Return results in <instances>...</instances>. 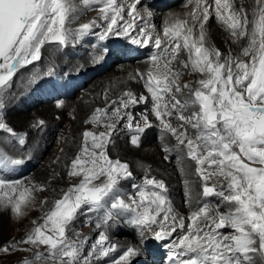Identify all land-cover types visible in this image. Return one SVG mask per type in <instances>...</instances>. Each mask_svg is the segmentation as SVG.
I'll use <instances>...</instances> for the list:
<instances>
[{
  "label": "snow or ice",
  "instance_id": "1",
  "mask_svg": "<svg viewBox=\"0 0 264 264\" xmlns=\"http://www.w3.org/2000/svg\"><path fill=\"white\" fill-rule=\"evenodd\" d=\"M82 3L84 6L102 5L100 15L108 25L101 40L109 34H117L114 26H118V18L123 20L125 12L118 0H82ZM214 3L216 18L227 25L233 35H250L248 46L242 49L250 57L249 61L235 60L231 55L221 60L223 54L219 49L204 45L203 29L211 19L210 5H202V0H196L197 7L203 8L202 17L193 15V20H202L198 39H194V29L186 26V22L166 27L164 33L170 42L175 41L172 60L177 59L183 48L188 53L192 71L205 74L207 78L198 80L195 89L189 84L181 85L180 73L169 67L171 61L165 65V72L146 75L145 88L153 102L151 112L177 140V156L179 147H186L187 157L197 164V174L204 182L203 197L217 196L222 203L232 206L221 213L219 205L213 208L204 203L191 212L188 231L178 241L182 251L170 257L173 264H255L257 254L264 260V4L254 11L255 18L250 21L247 12L230 11L229 0H214ZM139 4L140 0H133L127 9L132 20L123 29L126 33L134 28ZM75 10L69 0H0V71L3 73L0 74V86L7 85L12 79L17 65L40 60L46 42L66 46L72 34L66 22ZM95 23L82 24L76 35L83 36ZM250 24L253 26L249 32ZM140 35L145 39H133L132 42L147 44L152 39L150 32L141 30ZM161 44L157 37L156 48L160 49ZM151 59L156 63L160 56L154 55ZM183 66L187 68L188 64ZM141 78H145L144 74ZM182 87L189 89L188 97L179 95ZM125 96L127 99L113 101L109 107L114 109L112 117L126 120L127 126L132 128L136 117L126 110L147 103L149 97L141 95L137 98L131 91ZM96 111L106 113L105 109ZM147 111L141 116L144 126L136 124L138 133L152 126ZM173 118L179 121V127L172 126ZM91 119L97 121L99 117L93 115ZM116 127L113 123L108 125V132L97 134L86 130L83 133L84 147L72 160L69 172L71 176L81 177L80 182L69 187L62 198L54 202L44 223L20 242L47 246L46 253L37 252L33 259L44 256L58 260L60 264H89V256L102 258L114 251V246H106V231L99 233L88 256L81 252L86 241L68 237L71 223L85 205L87 212L103 210V224L113 220V211L129 213L132 226L144 230L157 227L156 239H166L177 228L184 229V219L177 221L172 215L163 180L143 177V184H133L137 189L135 196L120 191V180L131 178L133 173L126 162L113 160L107 154V144ZM189 127L195 132V138L188 135ZM0 130L16 135L6 122L0 121ZM130 142L138 147L139 135L132 136ZM19 144H25L23 136L19 138ZM164 151L171 149L166 147ZM23 162L9 156L0 157V189L13 193L19 190L15 199L4 192L0 203L10 205L17 214L22 213V205L29 200L34 188L20 190L21 182L6 179L4 173L13 171V166ZM221 179L226 184L217 187L216 181ZM125 195H128L127 200ZM225 228L232 231L225 234L221 231ZM9 250L6 246L0 251L7 253ZM137 254L135 248L129 247L111 264H131Z\"/></svg>",
  "mask_w": 264,
  "mask_h": 264
},
{
  "label": "bare ground",
  "instance_id": "2",
  "mask_svg": "<svg viewBox=\"0 0 264 264\" xmlns=\"http://www.w3.org/2000/svg\"><path fill=\"white\" fill-rule=\"evenodd\" d=\"M126 1L129 2V0ZM69 2L75 5L76 10L73 13H70L69 16L70 20L66 24V26L72 30V34L70 36L73 38L72 41H69L68 44H66V48H65L66 53L62 52L61 47H60L61 50H59V43L51 42V43H55L52 45L46 43L42 47L43 51L41 52L40 60L36 61L37 63L36 68L31 67V69H24V67H22L21 65H17L15 74L17 73L19 74V80L16 82V85L19 88H22V86L29 84L31 77L34 78L35 76L42 74L43 71L49 68H58L55 70L56 74H58L56 78H61V76L63 75L71 74L72 70L75 68H79L81 73L80 76L82 75L84 76L87 75L90 71L96 70L98 66L101 65L100 62L97 65H95V59L97 56L95 52L99 50L98 46L93 47L92 49H88L87 47H89V44H87L86 49L83 47L84 50L82 49L81 51H79L78 54H76V57H74L72 61H69L68 58L66 57V54H69L71 52L70 50L73 49L74 47H79L81 44L85 45V39L87 37H90L91 34H95L94 35L95 38L98 37L103 32L102 31L101 33H99L100 28H102L100 27V24L107 22L103 19V17L100 15V11L98 10L97 12L91 14L88 20L82 23H76L77 16L79 14L80 16L84 14L87 16V12L90 10L91 7L90 5L84 6L82 0H70ZM121 2L122 0H118V3ZM141 4L142 3L140 1V4L138 6L140 7ZM261 4H264V0H261L258 4H255L254 0H238L239 8L243 6L244 10L247 12L248 19L250 21L254 20L255 18L254 15L251 16V13H253V11L255 10L257 11L259 5ZM124 8H125V12L123 13L124 16L123 20H120L118 18V22L121 23L124 22L129 17L127 13V9L129 7L124 6ZM252 8H254L253 11ZM96 13L98 14L96 17V19L98 20L96 22H99L100 24L95 23V25L86 34L80 36L81 38H78L79 36L76 35V30L79 29L82 24L92 22L94 20V15H96ZM140 13H141V8H139V13H137V16ZM221 23L223 22L219 21L217 18L213 19L212 36H213L214 46L216 47V49L218 48L222 51L223 55L221 57V60H223L228 55L232 56V48L231 45H229L230 43L228 39L220 36L222 34L219 35L220 31H222L224 28L226 30L227 28V25H225L224 23L222 25ZM252 26H253L252 24L249 25V32ZM138 27L139 26L137 21L135 22L134 28L129 29V31L134 32L137 30ZM110 35L111 34H109L108 36ZM248 37L249 36H244L243 38L241 37L240 46L242 49L248 46L251 39ZM83 45H81L80 47H82ZM89 50L91 52H89ZM241 54H242L241 56H244V58L239 59V61H245V62L249 61L250 59L249 56H246L244 53ZM187 55H188L187 51L184 50V53L180 56V59L178 61L179 63L177 65L172 64V69L180 73L179 80L181 85L189 84L191 85L192 89H195L198 86L196 82L200 80L202 76H199L197 72L191 73L192 68L190 64H188L187 68L183 66L186 63L185 57ZM234 59L238 60L237 58ZM80 63L82 64L80 65ZM140 64L147 65L148 63L144 61H140ZM60 67H62V69H60ZM109 69L114 70L115 74L109 75L108 77H104L99 82L97 81L93 82L94 80L99 79V77L102 75V73L105 70H109ZM105 70H103V72L100 73L98 76L96 75L91 80H88L86 82L85 87H87V89L86 90L83 89L82 92L83 93L82 96L84 97L82 98V100L80 99L75 103H72L73 101L69 100L70 98L69 99L67 98L66 102L64 100L65 103L63 102L64 103L63 105H61L62 103H60V105H57V101H50V98L55 99L54 97L55 92H57L58 94H60V92L56 89L55 86L53 89L51 88L48 89L47 86L44 85L43 83H41L40 89H37V87L35 89L34 86V88L31 91L27 92V95L24 94L21 97L24 101L23 103L27 105V109L25 110L28 111H24V109L21 107L20 109L18 108L19 109L18 110L17 107L15 106L16 108L13 109L17 114H10L9 119L14 124L24 125L25 126L24 128H27L29 130V134L34 133V135L29 139L28 143H30V145L28 147L24 145L25 146L24 148H26V151L24 150L25 159H27L25 166L27 168L22 172V174L23 175L27 173L32 174L31 180L33 182L39 180L38 182L40 184L42 180L47 178V175H49L48 172L50 167H46V163L48 162H52L53 163L52 165H54L53 168L56 167L55 169H57V171H60L69 162L68 166L71 169L72 160L75 159V157L78 154H80L81 149L84 147L85 141H84L83 133L86 130L93 131L94 133L97 134L100 132H108L109 131L108 125L114 123L117 125V127L116 130L111 135V141L107 144L108 156L113 160L120 159L122 162H126L128 157H130V166L133 167L134 169L138 168L131 178L120 180L119 183L120 191L126 194L132 193V196H135L136 191H134V187L132 184L134 182H140L143 177L152 175L155 171H158L159 172L158 176L166 175V180L168 183V189L166 195L173 205V206L170 205L171 208L173 209L172 214L177 210L178 212L179 211L186 212V215L190 214L192 210L196 207V205L198 206L199 202L201 203L200 199L202 198V201H204L206 198L204 199L202 194L198 195L200 189L198 186L199 184H201V178L197 174L196 163L195 166L192 168L193 161L191 162V160L187 157L186 147L183 146L179 147L178 149L179 157H177L176 154L177 140L167 130H165L164 127L162 129L160 128L161 130L159 131V129L157 128V126L155 127V125L154 127L152 126V128H148L147 132L145 133V136H142L140 138V143L138 147L132 145L130 142L131 137L135 135L134 131L136 128V124L139 123L141 126H143L144 124L143 120L141 119V116L142 114L145 113L146 109L148 110L147 115L149 122L159 121L155 118L154 114L151 112L152 107L150 105L153 102L151 100L150 94L146 91L145 88L146 77L144 79L145 82H143L140 85L134 83L132 80H126L125 78H123V75L119 74L121 72V69L116 67L115 62L112 63L109 67H107ZM64 71L66 72L65 74ZM142 73L143 71H141L139 74ZM203 78H207V77L205 76ZM53 79L55 78L50 79V81H53ZM63 79L64 78H62V80ZM31 88L32 87H30V89ZM39 90H42V93H40ZM128 91L133 92L137 98H139L141 95H145L149 97L147 103H139L135 106H130L126 110V111H130L132 115L136 117V119L133 121L132 128H129L127 126L126 120H121L117 117H112V112L114 111V109L112 107H109V105H111L113 101H120L122 99H127L125 93ZM76 93H78V91L75 92V94ZM179 95L182 97H188L190 95L189 89L182 87L181 93ZM42 96L48 98V101H46V103H44ZM62 97L63 95H59V98ZM71 103L74 106L73 108L74 116L72 118H67L66 115L68 113V108H70L69 106L71 105ZM95 105L98 106V109H105L106 113L94 111ZM117 106L119 105L117 104ZM139 106H141V108H139ZM144 106L146 107L144 108ZM20 110L21 111L23 110L22 111L23 113L20 112ZM94 114L99 117L97 121H93L91 119L92 115ZM89 116L90 119H88ZM65 118L67 119V124H65ZM41 121L46 122L45 124L48 125L39 132H36L37 129L36 127ZM63 123L64 125H61ZM158 123L161 122L159 121ZM171 124L173 127H179V121L175 118L171 119ZM81 125L84 126V130L82 132L79 129ZM59 130L67 133V137L64 142L56 137V133ZM164 131L166 132L165 133L166 135L162 137L161 140H158L155 132L156 133L158 132L160 134ZM149 133H153L154 135L150 136ZM188 133L190 134V137L195 138V132L190 127L188 128ZM149 142H151L152 145L156 146L153 151L145 150L144 145L148 144ZM38 145H40V149L37 155L31 154L33 148L37 147ZM3 146H5L7 149H10L11 151L13 150L14 152H18V151L21 152V150H23V148L16 150V146L10 142L7 143L4 142ZM89 147H91L90 141H89ZM166 147L171 149V151H167V152L164 151ZM41 150L43 151V154L46 152L45 154L46 162L44 161V163L42 164L40 162L41 154H39L41 153ZM50 153H53V155L51 156ZM52 174H54L56 178V182H55V187H53L50 198L56 195V193L60 191V186L63 183H65L63 179L64 178L63 175H59V172L57 173L56 171H54V173ZM71 178L74 180V182H72L73 185L78 184L81 180V177L79 176L76 177L71 176ZM46 180L47 179H45V181ZM98 182L99 181H97V183ZM124 199L127 200L128 195H125ZM211 199L215 200V202H217L216 204L219 206L227 205L226 203H222L221 199L217 196H211ZM28 201L23 205V209H26V207L29 206ZM206 201L207 200H205L204 202ZM46 202L49 203V201ZM45 206L48 207L47 203H45ZM228 206L229 208L227 209L225 208L226 212L230 210V207H232L230 205ZM90 213L91 212H87V207L79 210L75 220L71 223L69 230L71 229V232H76V233L82 231L80 232V237L81 240L86 241V243L81 246V252L85 256H88L89 250L91 249L92 245L97 241L99 233L101 231H106V234L108 236V241L106 242V246H114L115 251H112L109 254V256L102 258H94L93 256H89V263L111 264V262L118 257L119 250L125 248L124 245L126 243L138 239L137 231L133 230V227L129 223V218H130L129 213L120 214L113 211V220L110 221L108 224H103L102 223L103 210L99 212H92V215L94 219L97 220V223L95 225L94 223L95 221L90 222L89 226L91 228L85 229V231H83L81 230V226L82 224L86 225L87 223V221H85L83 217L88 216ZM184 223L185 226L188 228V223H189L188 219L187 220L184 219ZM157 229L158 228L154 226L151 230H147V231H153V230L157 231ZM177 230L181 231V229L179 228H177ZM141 231H144V229H142ZM122 233L126 234L127 236L123 235ZM50 261L51 262L54 261L55 264H60L58 260H53L46 257H44L42 261L41 258L38 257L36 259L32 258L29 261L26 260L25 262H27V264H51ZM25 262H22V264H25Z\"/></svg>",
  "mask_w": 264,
  "mask_h": 264
},
{
  "label": "rangeland",
  "instance_id": "3",
  "mask_svg": "<svg viewBox=\"0 0 264 264\" xmlns=\"http://www.w3.org/2000/svg\"><path fill=\"white\" fill-rule=\"evenodd\" d=\"M132 2H133V0H129V2L126 1V0H122V2L119 3V4H122V5L126 6V7L127 6L130 7ZM90 7L91 8L87 12V16L85 14L81 15V16L79 14L77 16L76 23H82V22L88 20L90 18L91 14H93L94 12H97L100 9V7H102V5H90ZM139 8H141V6L140 7L138 6L137 13H139ZM240 9H241L242 12H246L244 10L243 6ZM253 9L254 8H252V11H253ZM253 13H254V11H253ZM253 13H251V16H253ZM97 15H98L97 13H96V15H94V20L93 21H95V22L98 20V19H96ZM129 20H131V16H129L122 23L118 22V24H119L118 26H114L117 29V34H120L121 32H124L122 29L124 27H127L126 26L127 23L130 22ZM67 22H66V24H67ZM97 23L100 24L99 22H96V24ZM221 24L223 25V23H221ZM107 25H108V21L105 22V23H101L100 27H102V28H100V32L99 33H101L102 31H103L102 33H104L106 28H107ZM186 26H189V25L186 24ZM191 27H193V29H195V23H193L191 25ZM212 27H213V25H212ZM212 27H209V31H210V35H211V38H212V41H213V36H212L213 28ZM223 30H225V28ZM223 30L219 32V35L220 34L223 35V33H224ZM102 33L98 36L99 39L96 37L98 39V41L100 40V36L103 35ZM117 34H115V35H117ZM94 35L95 34H91L90 37H87L85 39V45L81 44V45H83L82 47H80L81 45L80 46L78 45L79 47H74L73 49H71L70 50L71 52L69 54H66V57L68 58V60L72 61L73 58L76 57V54H78L79 51H81L82 49L84 50V48L86 49V45L90 44V43H87L88 38H95ZM222 35H220V36H222ZM69 37H70L69 38L70 40L68 39L67 44H68L69 41H72V39H73L71 36H69ZM193 37H194V39H196V33H193ZM223 37H225V36H223ZM78 38H81V37L79 36ZM248 38H251L250 35H249ZM46 43L49 44V45L55 44V43H51V42H46ZM60 47L62 49V52L66 53V49H65L66 46L59 44V50H61ZM93 47H97V46H92L91 48H88V47L87 48L88 49H92ZM42 51H43V48L41 49V52ZM181 51H183V52H181L179 54V57H180L181 54L184 53V49L181 48ZM219 51L222 53V51L220 49H219ZM89 52H91V51L89 50ZM95 53H96V55H99V54H97L98 51L95 52ZM242 57L244 58V56H242ZM185 60H186L187 64L191 65V61L189 60L188 55L185 57ZM178 61H179V59L176 62H174L175 65H177L179 63ZM0 62H2V61H0ZM81 64L82 63H80V65ZM21 66L24 67V69H31V67L32 68H36L37 67V63L35 61L32 64L21 65ZM56 69H58V68H49V69H46L45 71H43L42 74L35 76L36 78L35 77L34 78L31 77V80L29 79L30 80L29 84L22 86V88H19L16 85V82L19 80V74L18 73L13 75L12 79L7 83V85L0 86V103H2V107H0V121L6 122L16 133V135L13 136V135L9 134L6 130H0V142H1L0 149L2 148L0 150V157L5 154L4 156H9V157L14 158V159H22L24 162L21 165L25 166V163L27 162L26 161L27 159H25L24 150L26 151V148H24V147L25 146L28 147L30 145V143H28V142H29V139L34 135V133L29 134V130L27 128H24L25 127L24 125L14 124L13 122H11L10 119H9L10 118L9 115L10 114H17V113H15V110L13 109V108H16V107H17V109L18 108L20 109V107H21V108L24 109V111H28V110H25V109H27V105H25L23 103L24 101H23V99L21 97L24 94L27 95V92L31 91L34 88V86H35V89H36V87H37V89H40L41 83H43L44 85L47 86L48 89H50V88L53 89L55 85H54V83H52V81H50V79L56 78V76L58 75L55 72ZM60 69H62V67H60ZM78 70H80V69L78 68L75 71H78ZM54 73L56 75L52 76V75H54ZM64 73H65V71H64ZM191 73H193V71ZM0 74H3L2 71H0ZM113 74H115L114 70H112V69L105 70L102 73V75L99 77V79H96L93 82H95V81L99 82L104 77H108L109 75H113ZM197 74L199 76L201 75V73H199V72H197ZM205 76L206 75L202 76V78H200V79H205V78H203ZM83 78H84V76H83ZM144 79L141 78V74H138L136 76L134 75L133 77H126V80H132L134 83H137L139 85L146 81V80L144 81ZM48 82H50V83H48ZM30 87H32V88L30 89ZM83 89L86 90L87 87H84ZM83 89L80 90L75 95H73L72 97H70V99L69 98L68 99L72 100L73 101L72 103H75V102H77L80 99L82 100V98L84 97V96H82L83 95V93H82ZM64 90L67 91L66 88H63V91ZM39 92L42 93V90H39ZM55 93H57V92H55ZM63 98L55 97V99L51 98L50 101H57V105H60V103H62L61 105H63L66 102V100H67V98L66 99H65V97H63ZM20 99H22V100H20ZM64 100H65V102H64ZM43 101H44V103H46V101H48V98L47 97H43ZM72 103H71V105H72ZM71 105L69 106L70 108H68V113L66 115L67 118H72L74 116V109H73L74 106L73 105L71 106ZM152 105H153V103H151L150 106L152 107ZM145 107L146 106H144V108ZM96 108L98 109L97 105H95V110L94 111H96ZM139 108H141V106H139ZM22 111L20 110V112H22ZM54 117H56V116H54ZM88 119H90V116L88 117ZM42 122H43L42 124L39 123L37 125L36 132H39L40 130L44 129L48 125V124H45L46 122H44V121H42ZM158 122L159 121H150L152 126L153 127H154V125H155V127L157 126V128L160 131L163 128V125L161 123H158ZM65 124H67V119L66 118H65ZM61 125H64V123L61 124ZM143 126H144V124H143ZM152 126L145 128V130L143 132H141V133H138V132L134 131V134L135 135H139V137L141 138L142 136H145V133L147 132V129L148 128H152ZM79 129L82 132L84 130V126L81 125L79 127ZM165 133H166L165 131L160 133V134L158 132L157 133L155 132V134L157 135L158 140H161L162 137H164L166 135ZM149 134H150V136L154 135L153 133H149ZM188 135L190 136L189 133H188ZM21 136H23L24 139H25V144H24L25 146L19 144V138ZM56 137L58 139H61L64 142L66 140L67 133L64 132V131H60L59 130L56 133ZM4 142L13 143V145L16 146V150L22 149V148H23V150H21V152H19V151L18 152H14L13 150L11 151L10 149H7L5 146H3ZM144 146H145V150H150V151H153L155 149V147H156L155 145H152L151 142H149L148 144H145ZM39 149H40V145H38L37 147L33 148V150L31 151V154L37 155ZM42 150H44V149H42ZM42 150H41V153H39V154H41V159H40L41 164L44 163V161L46 162V160H45L46 159V156H45L46 152L43 154ZM50 154H51V156L53 155V153H50ZM191 162H192V160H191ZM126 163L130 166V157H128V159L126 160ZM52 164H53L52 162L46 163V167H50L49 168V172H48L49 175H47V178H45L47 180L46 181H45V179L42 180V182L40 184L38 182L39 180L38 181H34V182L31 180L32 174H30V173H27V174H24V175L21 174V176L11 179V180H15V181H20L21 182L22 188L20 190H22L23 187H31L32 186V188H34V191L32 192V194H31V196L29 198V201H28L29 202V206H27L26 209H23V205H22V213L21 214H17L15 212H13L10 205L9 206H5L4 203H0V209H1L0 210V250H2L6 246L10 248V250L7 253H5L3 251H0V264H22V262H25L26 260L29 261L30 259H32L34 257V254H36L37 252H39L41 254H44V253H46L48 251L47 246L35 245V244H29V243H20V242L22 240H24L28 235L32 234V232H33L35 227H37L40 224L44 223V217L54 207V202L57 199L62 198V196H63L62 193L64 194L68 190L69 187L73 186L72 182H74V180L71 178V175H69V172L71 171L70 167L68 166L69 162L60 171H57V169H55L56 167L53 168L54 165H52ZM194 166H195V162L193 161L192 168ZM137 169L138 168L134 169L133 167L130 166V171L133 173V175H134V173H135V171ZM54 171H56L57 173L59 172V175H63V177H64L63 179H64L65 183H63L60 186V191L58 193H56V195H54L53 197L50 198V196L52 194L53 187H55V182H56V178H55L54 174H52V173H54ZM158 173H159L158 171H155L152 175L145 176V177H148V178L155 177V178H157L159 180H163L165 182L166 186H167V189H168V183H167V180H166V175L158 176ZM203 183L204 182L201 179V184H199V186H198L200 188L198 195L202 194ZM209 183L211 184V181ZM133 184H137V185L143 184V179L140 182H134ZM216 184H217V187H220L221 185L226 184V181L221 179L219 181H216ZM41 188H43V190H40ZM134 191H137V189L134 188ZM4 192H8L10 197H12L13 199L14 198H18L19 190L17 192L13 193V192H10L8 189H0V196H3ZM130 195H132V193ZM200 200H201L202 204L207 203L209 205V207H213L214 208L217 205L216 204L217 202H215V200H212L211 197L209 199H207L206 202L202 201V198ZM46 201H49V203L46 202ZM45 203H47L48 207L45 206ZM201 203L199 202V205L198 206L196 205V207L192 210V212L195 211L198 207H200L202 205ZM168 204H169V206L172 205V202H170L169 198H168ZM85 207H87V206L85 205L82 208H85ZM225 208L227 209V208H229V206L228 205L220 206L219 211L221 213H225L226 212ZM190 214L186 215V212H183V211L182 212H180V211L178 212V210H177L172 215H174L177 218V221L180 218L184 217L183 219H185V220L188 219V222L190 223V220H189ZM83 218H84L85 221H87L86 225L82 224V226H81V230H83V231H85V229H90L91 228L89 226L90 222L95 221L94 222L95 225L97 223V220L94 219V217L92 215V212L88 216H85ZM153 231H155V230H153ZM231 231H232L231 229H228V233H230ZM80 232H82V231H80ZM80 232L79 233L71 232V229H70V230L67 231V235H68L69 238H71L73 240H75V239H80L81 240ZM122 234L127 236L124 233H122ZM42 257L43 256L39 257V258H41V261L44 259V257L43 258ZM51 264H55L54 261H52ZM89 264H93V263H89ZM255 264H264V260L260 259L258 254H257V258L255 260Z\"/></svg>",
  "mask_w": 264,
  "mask_h": 264
}]
</instances>
